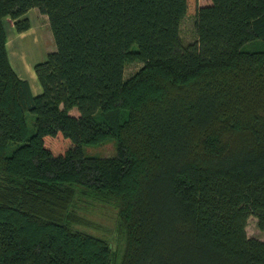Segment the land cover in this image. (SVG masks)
<instances>
[{
    "label": "trees",
    "instance_id": "1",
    "mask_svg": "<svg viewBox=\"0 0 264 264\" xmlns=\"http://www.w3.org/2000/svg\"><path fill=\"white\" fill-rule=\"evenodd\" d=\"M30 9L55 44L33 68L35 96L5 48L4 19L25 32ZM255 41L264 0H0V264H111L79 229L81 197L115 210L116 264H264L246 233L249 216L264 231ZM110 139L114 156L83 152Z\"/></svg>",
    "mask_w": 264,
    "mask_h": 264
},
{
    "label": "rangeland",
    "instance_id": "2",
    "mask_svg": "<svg viewBox=\"0 0 264 264\" xmlns=\"http://www.w3.org/2000/svg\"><path fill=\"white\" fill-rule=\"evenodd\" d=\"M193 20L194 16L189 14L181 21L180 38L183 44L193 42L196 38ZM31 21L32 29L28 34H25L19 40L10 38L12 45L10 48V65L15 70L18 69L19 72V69H21V75H24L25 79L33 73L32 76L38 85L33 67L46 60L47 54L55 50V44L47 21L39 22L37 25H35L33 18H31ZM34 38H36L35 41ZM262 49H264V42L261 41L251 42L244 46V50L247 51ZM15 54L16 57L17 54L19 55V60H15ZM24 65L27 67V71L22 69ZM140 66L141 64L137 62L126 63L124 65V78L135 73ZM29 124L31 125L30 119ZM116 146V140L110 139L100 145H85L83 146V152L88 156L110 157L115 155ZM80 200L82 202H78L77 204L78 210L76 211V215L89 220L91 227L79 229H82L93 237L102 238L110 248L113 260L111 264H116L121 257V247L119 248L118 237L114 228L115 210L112 207L85 197H81ZM246 233L250 238L264 241V231L259 228L257 219L253 216H249L247 219Z\"/></svg>",
    "mask_w": 264,
    "mask_h": 264
},
{
    "label": "crops",
    "instance_id": "3",
    "mask_svg": "<svg viewBox=\"0 0 264 264\" xmlns=\"http://www.w3.org/2000/svg\"><path fill=\"white\" fill-rule=\"evenodd\" d=\"M26 18L28 19L29 21V24H30V28L25 31V32H22V33H18L15 28H14V23L11 19L9 18H5L4 19V28H5V32H6V44H5V48H6V52H7V57H8V61L10 63V48L12 47L11 45V41H10V38H14V39H21L22 36H24L25 34H28L31 29H32V25H31V18L34 19V22H35V25H37L39 22H46L47 21V17L45 15H41L37 9H30L27 13H26ZM48 23V21H47ZM13 39V40H14ZM36 38H34V41H35ZM19 55L17 54V57H16V54H15V60H19ZM44 62V61H43ZM12 67V66H11ZM24 67V68H23ZM22 67L23 70L27 71V67H25V65ZM34 68V67H33ZM12 69L14 70V72L17 74V76L20 78V79H23V80H26L28 83H29V86H30V90H31V93L35 96V95H38L40 94L41 92V88H40V85L36 84V81L34 80L32 74H30V77H28L27 79H25L21 74H22V70H20V72L17 70H15L14 67H12ZM34 70V69H33ZM35 75V73H34ZM36 77V76H35ZM37 80V79H36ZM38 82V81H37Z\"/></svg>",
    "mask_w": 264,
    "mask_h": 264
}]
</instances>
